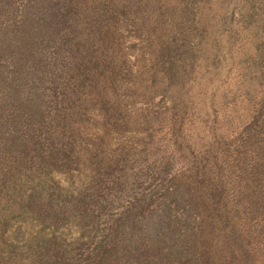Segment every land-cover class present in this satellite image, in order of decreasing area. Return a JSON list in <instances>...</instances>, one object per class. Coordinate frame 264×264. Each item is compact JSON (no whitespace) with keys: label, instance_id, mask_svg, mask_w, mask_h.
<instances>
[{"label":"rangeland","instance_id":"obj_1","mask_svg":"<svg viewBox=\"0 0 264 264\" xmlns=\"http://www.w3.org/2000/svg\"><path fill=\"white\" fill-rule=\"evenodd\" d=\"M12 1L9 27L37 1L59 14L77 2ZM153 1L141 30V0H90L87 17L129 20L114 13L86 56L57 45L59 30L44 38L42 69L31 67L61 75L56 93L43 78L38 122L16 135L31 141L24 159L0 148V264H185L188 233L232 264H264V215L245 197L264 137V0ZM15 66L0 55V84ZM80 71L74 93L64 80Z\"/></svg>","mask_w":264,"mask_h":264},{"label":"trees","instance_id":"obj_2","mask_svg":"<svg viewBox=\"0 0 264 264\" xmlns=\"http://www.w3.org/2000/svg\"><path fill=\"white\" fill-rule=\"evenodd\" d=\"M44 2L48 3L46 0ZM65 3H61L64 6L61 14L55 10V3H48V7H43V4L37 1L39 7L37 5L24 6L22 21L18 25L15 23V26L11 25L9 27L7 23L12 21L15 16L13 6L15 2L12 0H0V18H4L2 22H5L4 29H0V55L9 60L12 59L14 63L16 62L15 68L10 72V81L7 79L4 81L6 86L0 84V148L7 150L8 153L6 154L13 155L15 153L14 155L18 158L24 159L27 153L26 149L29 147L31 141L29 138L22 141L16 135H31L29 128L32 124L38 122L31 119L33 116L42 113L39 102H43L46 98L45 81L43 78L49 75L52 76L50 86L52 91L56 93L55 84L61 73L55 71H44L46 72L44 73L39 70L42 69L43 51L47 48L44 38L49 35L55 37V31L59 30L62 40L57 45L70 41L71 45L69 49L73 59H75L86 56V48L92 39L100 38L106 31L117 28L116 26L111 27V20L117 17L113 15L114 13L122 16L120 19L124 21L129 20L125 11L110 12L104 9L87 17L86 13L90 10L86 5L90 4V0H77L76 4L74 1L72 3ZM141 4L138 9L140 14L135 24L139 25L141 30H145L149 24L151 25L152 14H158V11L155 9L153 0H141ZM42 11H44L45 16L39 13ZM48 11L49 15L47 17ZM160 20L158 15V21L160 22ZM48 21L52 22L51 26L48 24ZM66 28L71 29V37H67L64 34ZM6 34L8 36L4 40L3 37ZM5 41H9L10 44ZM61 47L63 48V46ZM15 54H18V56H15ZM82 63L75 62L71 64L67 72H70L71 68H82ZM31 66H39V69H32ZM82 73L80 71L75 75L80 77L79 83L70 78L64 80V85L74 86L76 88L74 93H82L86 78V75ZM4 111H7V114H4ZM259 145L255 157L251 159L253 180L247 185L245 197L253 213L262 212L264 215V137ZM1 162L3 163L2 160ZM196 196L207 202L216 203L213 199L217 198V195L207 193L205 189L201 194L197 193ZM193 201L195 200L193 199ZM207 202H205V205ZM207 205V207H215L214 204ZM259 209L260 211H258ZM210 211L218 215L223 214L222 209H216V211L212 209ZM210 211L206 212L211 213ZM202 213L204 211L198 212V214L203 215ZM257 216H259V213ZM220 237L221 235H219L218 239ZM186 238V244L191 250L186 255L185 264L231 263L232 257L228 255V251H225L223 247H200L207 242L203 239L204 236L201 238L196 233H188Z\"/></svg>","mask_w":264,"mask_h":264}]
</instances>
